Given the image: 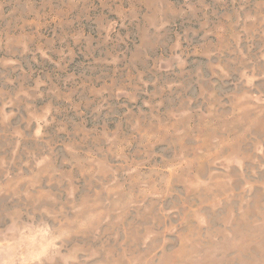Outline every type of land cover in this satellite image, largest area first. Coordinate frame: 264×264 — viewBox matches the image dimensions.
<instances>
[{"label": "rangeland", "instance_id": "1", "mask_svg": "<svg viewBox=\"0 0 264 264\" xmlns=\"http://www.w3.org/2000/svg\"><path fill=\"white\" fill-rule=\"evenodd\" d=\"M0 264H264V0H0Z\"/></svg>", "mask_w": 264, "mask_h": 264}]
</instances>
